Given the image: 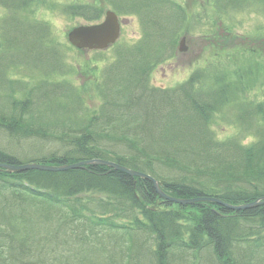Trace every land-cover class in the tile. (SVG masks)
Here are the masks:
<instances>
[{
  "label": "trees",
  "instance_id": "16d2710c",
  "mask_svg": "<svg viewBox=\"0 0 264 264\" xmlns=\"http://www.w3.org/2000/svg\"><path fill=\"white\" fill-rule=\"evenodd\" d=\"M108 1L119 15L139 16L143 37L127 47L117 41L106 50L92 51L107 61L98 79L104 102L92 114L80 93L59 79L76 70L63 53L77 48L56 41L51 23L36 11V0H0L7 10L0 21V162L62 165L102 158L150 173L175 196H213L232 204L263 196L264 101L248 106L242 98L247 90L235 91L222 68L220 73L206 66L197 69L178 88L151 85L150 70L164 54L154 43L145 48L157 37L144 32L139 0L134 9L119 5L128 0ZM149 1L157 7L163 1L181 7L184 33L200 23L187 17L177 0ZM209 1L215 11V18L207 19L212 28L237 10L231 5L253 4L256 12L264 7V0ZM51 4L57 12L87 23L104 16V8L92 1ZM12 14L22 18L16 24L17 38L23 29L34 30L32 51H24L22 42L13 46L6 36L4 22ZM112 48L116 54L109 61ZM143 54L151 57L147 63L140 58ZM12 72L18 77L12 78ZM224 107L232 109L234 114L227 117L236 131L219 138L212 117ZM247 137L252 139L245 143ZM151 204L178 203L162 198L152 181L106 165L21 172L0 167V264H61L63 259L73 264L60 235L76 233L70 227L74 222L95 236L102 220L103 227L115 231L119 225L110 220L113 215L131 220L133 226L124 233L133 241L130 246L128 241L126 262L123 255L111 254L104 264H264V204L240 210L216 202L178 204L200 209V218L189 226L177 210L148 208ZM96 214L97 223H92ZM121 240L105 234L93 246L108 251Z\"/></svg>",
  "mask_w": 264,
  "mask_h": 264
},
{
  "label": "rangeland",
  "instance_id": "374dc122",
  "mask_svg": "<svg viewBox=\"0 0 264 264\" xmlns=\"http://www.w3.org/2000/svg\"><path fill=\"white\" fill-rule=\"evenodd\" d=\"M54 0H36V11L41 19H44L52 25V36L56 41L64 44L69 42L68 32L77 25L86 24V20L79 17H69L63 13H59L52 6ZM81 0H62V2H77ZM97 3L104 8L105 11L113 9L108 0H86ZM119 1L122 9L137 8L136 0ZM181 2L186 10L187 17L197 19L200 23H195L193 30L184 33L187 26L184 20V11L181 7L173 8L169 3L163 1L152 4L149 0H139L142 14H144L143 25L144 32L154 33L157 39L148 43L145 48H148L152 43L159 47L158 52L164 54L157 57L161 62L151 68L148 75L151 85L162 88H178L183 84L194 71L202 69L205 66L214 69L220 73V68L228 74V81H231V86L235 91H240L241 87L247 91L242 93V98L247 101V105L252 102L264 101V7L260 12L254 10L253 4L237 3L231 5V8H236L234 12H230L222 21H218L214 28L209 26L207 19L215 18L213 4L209 0H177ZM253 2V1H252ZM245 6V10H243ZM139 13V12H138ZM140 14V13H139ZM7 16V10L0 5V21ZM123 20L121 36L118 40L123 47L127 44H136L143 37L142 25L137 14L120 15ZM212 20V19H211ZM22 18L17 14H12L7 17L4 22L6 27V36L10 43L17 47L21 42L24 43V51H32L34 49V30L23 29L22 36L17 38L16 24ZM215 25V24H213ZM182 32V33H181ZM1 33V30H0ZM177 33L174 39V45L171 43L172 38ZM187 35L184 43V50H179L181 36ZM70 43V42H69ZM161 45V47H160ZM109 61L115 57L116 51L114 48L108 50ZM117 51L120 52L118 46ZM141 60L148 62L150 56L140 55ZM64 61L71 64V67L76 69L74 72H69L59 79L70 88H75L80 93V98L83 105L87 107L90 113H99L104 99L100 95L101 71L105 65L95 52L91 50H78L63 53ZM155 61V60H154ZM215 63L216 65L212 64ZM134 67H140L137 64H132ZM147 67V64H144ZM136 69V68H135ZM250 70L256 71L255 77L250 73ZM242 72L244 76L239 79L238 73ZM12 78L18 76L12 72ZM100 82V83H99ZM229 84V83H228ZM21 96L22 94H18ZM230 107H224L221 111H217L212 117V125L216 130L219 138H225L236 131V126L230 123L231 118L228 115H233ZM252 138L247 137L244 142L250 141ZM255 139V138H254ZM155 210L159 209H174L180 215H183V223L186 226L192 225L198 221L201 216V211L197 207H181L178 204L166 207L162 204H151L147 206ZM99 212V210H98ZM98 215L92 217L93 222ZM114 223L119 225L117 230H111L110 227H103L102 220L96 226L100 235H92L88 227L82 223L74 222L70 225L76 229V233L66 231L60 235L64 241V251L66 256L73 264H104L108 261L111 254L122 256L126 262L129 246L133 238L124 229L133 226L131 220L127 217H109ZM134 223V222H133ZM90 223H88L89 225ZM69 228V226L67 227ZM108 234L115 239H122L120 245L106 251L103 248H94L96 240H100L101 236ZM124 241V243H123ZM129 241V246L128 245ZM107 246H110L107 244ZM121 249V250H120ZM86 259V260H85ZM92 262H88L87 260ZM67 259H63L61 264H67ZM198 261V260H196ZM200 261V260H199ZM60 264L59 261H56ZM195 264V261L192 262Z\"/></svg>",
  "mask_w": 264,
  "mask_h": 264
},
{
  "label": "water",
  "instance_id": "95a60500",
  "mask_svg": "<svg viewBox=\"0 0 264 264\" xmlns=\"http://www.w3.org/2000/svg\"><path fill=\"white\" fill-rule=\"evenodd\" d=\"M121 32V22L117 13L113 10H108L104 21L95 24H84L74 27L69 32V40L71 43L79 48H89V49H103L107 48L110 44L117 41ZM184 40L181 41L180 49L184 50ZM89 164H101L106 165L116 170L124 171L131 176H138L144 179H148L153 182L157 193L164 199L170 200L172 202H177L181 204H194L196 202H216L226 207L234 210H240L249 207H255L264 204V195L258 197L257 199L247 202L244 204L234 205L223 201L221 198L213 196H198V197H176L165 192L160 182L152 175L142 172L136 169L127 167L119 162L94 158L87 159L83 161H78L75 163H66L62 165H50L43 163H26V164H12V163H0V167L6 168L12 172H21L29 169H39L47 171H62L69 170L72 168L84 167Z\"/></svg>",
  "mask_w": 264,
  "mask_h": 264
},
{
  "label": "bare ground",
  "instance_id": "6f19581e",
  "mask_svg": "<svg viewBox=\"0 0 264 264\" xmlns=\"http://www.w3.org/2000/svg\"><path fill=\"white\" fill-rule=\"evenodd\" d=\"M0 163H4V162H0ZM27 163H36V162H27ZM20 164H26V163H20ZM170 195H172V194H170ZM172 196H175V195H172ZM176 197H181V196H176ZM186 198H188V197H186ZM174 203H177V202H174ZM178 204H181V203H178ZM182 205H187V204H182Z\"/></svg>",
  "mask_w": 264,
  "mask_h": 264
}]
</instances>
